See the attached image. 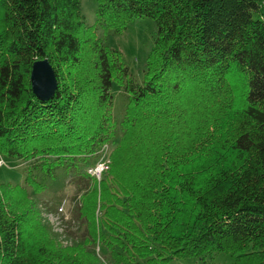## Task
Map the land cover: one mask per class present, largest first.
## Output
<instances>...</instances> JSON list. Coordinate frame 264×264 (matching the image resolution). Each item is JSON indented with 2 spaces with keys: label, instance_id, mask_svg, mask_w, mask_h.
I'll return each mask as SVG.
<instances>
[{
  "label": "trees",
  "instance_id": "obj_1",
  "mask_svg": "<svg viewBox=\"0 0 264 264\" xmlns=\"http://www.w3.org/2000/svg\"><path fill=\"white\" fill-rule=\"evenodd\" d=\"M96 2L89 25L80 0H0V155L25 165L22 183L0 182V264H264V0ZM143 17L155 34L136 82L97 29ZM43 58L45 100L29 80ZM60 176L82 226L67 244L31 196Z\"/></svg>",
  "mask_w": 264,
  "mask_h": 264
},
{
  "label": "rangeland",
  "instance_id": "obj_2",
  "mask_svg": "<svg viewBox=\"0 0 264 264\" xmlns=\"http://www.w3.org/2000/svg\"><path fill=\"white\" fill-rule=\"evenodd\" d=\"M80 3L85 22L89 25L95 24L96 0H80ZM97 34L105 35L106 43L121 52L123 62L133 79L141 82L145 70V59L155 34L154 21L147 17L137 18L129 22L120 35L105 33L99 28ZM111 93L113 97L112 114L117 121H120L126 104V96L116 82L112 83ZM0 159L4 161L0 165V182L22 183L25 165L3 155H0ZM76 195V185L70 177L63 178L62 176L56 181L48 182L47 189L43 192H31V196L41 206L42 216L46 223L63 244L75 241L82 229V226L72 219V208ZM59 196L60 201L52 199V197ZM229 262L230 257L225 253H220L213 259V264H229ZM166 264H200V262L196 257L187 256L172 259Z\"/></svg>",
  "mask_w": 264,
  "mask_h": 264
},
{
  "label": "water",
  "instance_id": "obj_3",
  "mask_svg": "<svg viewBox=\"0 0 264 264\" xmlns=\"http://www.w3.org/2000/svg\"><path fill=\"white\" fill-rule=\"evenodd\" d=\"M29 80L33 94L41 100L51 97L56 89L55 74L46 58L32 63Z\"/></svg>",
  "mask_w": 264,
  "mask_h": 264
},
{
  "label": "built area",
  "instance_id": "obj_4",
  "mask_svg": "<svg viewBox=\"0 0 264 264\" xmlns=\"http://www.w3.org/2000/svg\"><path fill=\"white\" fill-rule=\"evenodd\" d=\"M110 152V148L108 145H104L98 151L100 154L98 161L94 165H90L86 168V171L91 176H94L97 180L101 178V174L107 169L108 167V154ZM3 164V161L0 159V165Z\"/></svg>",
  "mask_w": 264,
  "mask_h": 264
}]
</instances>
